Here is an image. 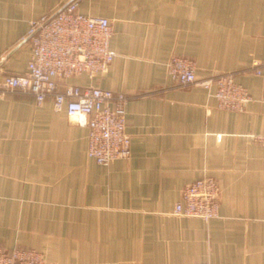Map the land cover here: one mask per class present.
<instances>
[{
	"label": "crops",
	"instance_id": "0c3cea01",
	"mask_svg": "<svg viewBox=\"0 0 264 264\" xmlns=\"http://www.w3.org/2000/svg\"><path fill=\"white\" fill-rule=\"evenodd\" d=\"M71 0H0V80L23 73L29 22ZM109 19L116 55L104 73L74 76L130 95L131 153L108 165L87 154V127L47 97L0 99V246L34 248L46 264H264V0H80ZM172 55L197 77L238 71L251 100L215 107L199 85L176 87ZM257 61L261 74L248 70ZM213 176L218 216L172 213L182 188Z\"/></svg>",
	"mask_w": 264,
	"mask_h": 264
},
{
	"label": "built area",
	"instance_id": "2783aa9c",
	"mask_svg": "<svg viewBox=\"0 0 264 264\" xmlns=\"http://www.w3.org/2000/svg\"><path fill=\"white\" fill-rule=\"evenodd\" d=\"M80 0H71L61 10L46 13L29 22L21 41L31 46L23 73L8 74L0 80V99L8 93L33 95L37 104L47 97L56 110L87 127V154L108 165L131 153V137L126 130V104L130 95L91 84L71 82L74 76L93 78L107 71L116 53L110 46L113 29L109 19L79 10ZM194 59L172 55L167 73L172 85H199L216 99L215 107L241 112L251 100L248 89L236 80L238 71L213 72L197 77ZM262 64L254 61L248 70L261 74ZM254 140L264 146V131ZM220 187L213 176L186 184L172 213L199 217L206 221L218 216ZM0 264H46L45 254L34 248L0 246ZM192 264H218L196 261Z\"/></svg>",
	"mask_w": 264,
	"mask_h": 264
},
{
	"label": "water",
	"instance_id": "95a60500",
	"mask_svg": "<svg viewBox=\"0 0 264 264\" xmlns=\"http://www.w3.org/2000/svg\"><path fill=\"white\" fill-rule=\"evenodd\" d=\"M63 7H61L59 10H61ZM59 10H57L56 12H58ZM26 40H24L23 42H25Z\"/></svg>",
	"mask_w": 264,
	"mask_h": 264
}]
</instances>
